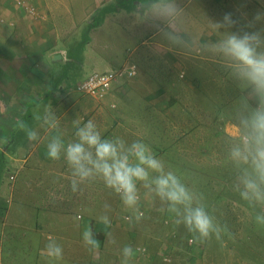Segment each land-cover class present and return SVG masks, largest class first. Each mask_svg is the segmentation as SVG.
<instances>
[{"label":"crops","instance_id":"0c3cea01","mask_svg":"<svg viewBox=\"0 0 264 264\" xmlns=\"http://www.w3.org/2000/svg\"><path fill=\"white\" fill-rule=\"evenodd\" d=\"M190 1L177 3L185 8ZM138 3L140 0H0V264H48L41 253L49 237L62 246L63 259L58 264H120L125 246L134 250L130 264H170L168 256L173 244L163 242L168 228L152 231L147 228L148 223H143L151 222L159 212L140 208L147 216L142 218L144 221H126L124 217L132 213L99 180L72 192L70 170L63 158L51 161L46 154L48 139L56 133L45 131L35 119L46 109L54 111L65 143L75 139L73 121L81 118L84 122L92 119L103 138L120 137L131 143L133 136H137L139 120H149L144 123L148 130L142 133H155L156 119L173 117L167 108L170 104L174 105L176 99L186 103L194 97L188 96V87L208 85L213 79L209 80L207 74L212 75L213 62L197 59L198 66L191 65L192 59L167 50L162 39L152 41L159 34L153 27L149 29L148 23L137 21L134 13ZM106 6L113 9L91 32L109 21L117 24L121 20L123 24L118 29L124 34L133 33V25L141 45L153 47L148 50L155 70L147 75L139 60L141 67L134 77L126 83L118 81L104 96H77L66 87V78H58L62 62H55L54 55L61 53L65 58L66 41L74 35L75 27L69 29L66 22L88 23ZM257 12H264V0H198L188 16L189 27L194 32L202 31L208 24L206 18L219 21L226 13H232L243 23V17L251 20ZM192 22L195 25L191 26ZM261 26L257 24V28ZM92 38L86 45L83 64L91 63L93 71L117 69L125 65L127 58L126 63L131 60V51L127 49L116 65L102 59L98 64L87 54ZM175 64L180 66L178 76L169 75L176 70L171 67ZM17 121L38 131L39 139L29 141ZM142 193L143 190L141 196ZM105 204L110 206V227L98 220L105 213ZM169 224L168 219L166 225ZM88 227L100 243L95 253L83 244L82 233ZM12 232H19V242H23L17 250L5 248Z\"/></svg>","mask_w":264,"mask_h":264},{"label":"clouds","instance_id":"9594fccd","mask_svg":"<svg viewBox=\"0 0 264 264\" xmlns=\"http://www.w3.org/2000/svg\"><path fill=\"white\" fill-rule=\"evenodd\" d=\"M134 15L138 22L157 31L167 50L215 63L233 85L236 94L223 114L231 129L224 137L226 163L233 172V190L254 210L256 225L264 226V12H257L251 20L243 17V23L232 13L219 21L205 17L207 27L198 32L190 29L187 12L177 0H140ZM257 24L262 26L257 28ZM35 119L42 129L56 133L48 139L46 154L51 161L63 158L70 170L72 192L99 180L132 213L124 219L138 222L144 217L140 210L143 190L145 198L159 201V211H167L175 225H183L191 243L204 244L214 238L221 247L226 246L223 237L231 238L232 234L207 211L203 194L187 186L143 141L103 138L92 119L84 122L81 118L73 121L75 139L65 143L54 111L46 109ZM17 123L29 141L39 139L38 131L23 121ZM108 211L110 206L105 204V213L98 217L106 227L111 223ZM82 239L88 251L99 250L91 227L84 230ZM41 254L48 264L63 259L62 246L52 237ZM133 255L131 246L123 247L120 264H130Z\"/></svg>","mask_w":264,"mask_h":264},{"label":"rangeland","instance_id":"374dc122","mask_svg":"<svg viewBox=\"0 0 264 264\" xmlns=\"http://www.w3.org/2000/svg\"><path fill=\"white\" fill-rule=\"evenodd\" d=\"M185 1L180 0L182 3ZM197 1L191 0L184 8L189 17L192 15L190 13H193ZM199 16L204 19V14ZM218 16L217 19H219ZM223 16V14L220 16L221 19ZM115 23L117 24L112 21L105 22L101 28L90 33V37L93 38L87 52L88 58L93 56L98 64L102 59L110 65H116L129 49L131 60L126 63L127 58L124 64L133 62L138 69L141 67L137 63L140 60L143 64L142 68L147 71L146 74L152 73L155 67L150 63L149 53L151 51L148 50L153 48L152 45H141L139 32L133 25L130 26L133 33L126 32L124 34L118 29L123 24L122 21ZM65 24L69 29L75 27L74 33H77L79 26H83V23L73 25L71 22H66ZM146 25L150 29L151 26ZM190 25L193 26L195 23L192 22ZM146 33L145 28L143 35L145 36ZM137 35L139 38H136ZM69 38L70 36L66 42ZM160 39L161 37L158 35L152 41L158 42ZM137 45L139 46L136 47ZM196 60L192 59L194 62L191 65L198 66ZM159 64L154 63V66ZM171 67L177 71H172L169 75L178 76L179 64ZM212 67V75L207 73L210 75L209 80L213 77L208 85L206 87L196 86L192 89L188 87V90H191L188 91V96L194 95V97H191L190 101L186 103H180L176 99L174 105L170 104L167 108L172 111L173 117L169 120L156 119L154 122L155 133H142L148 130L147 124L144 123L149 120H139L137 136H133L131 142L134 140L143 141L156 156L163 158L166 167L174 170L187 186L202 193L207 211L214 215L221 225H227L232 236L231 238L223 237L225 247H221L214 238L204 244L191 243L192 237L183 225H175L174 217L171 214L167 211H159L161 207L159 201L153 203L150 199L145 198L143 193L140 208L143 210L154 208V211L159 212L160 215L157 214L158 216L153 217L151 222L142 220L143 223H148L147 228L150 227L152 231L168 228L163 233V242L167 240L173 244L168 256L171 259L170 264H264V226L256 225L254 210L233 190V172L230 165L226 163L224 137L231 129L227 119L223 118V114L230 106L236 93L233 85L227 81L219 67L215 63L212 64ZM92 68L91 63L88 66L81 62L74 71L84 77L90 71L93 72ZM147 75L143 74L145 77ZM71 91L77 96H84L78 92L76 86ZM171 106L173 107L170 108ZM143 112L145 113V110ZM255 211H259V209ZM165 219L166 222L169 219V225H166ZM141 229L144 230L145 227L141 226ZM20 240L22 239H19V232H12V237L5 241L7 242L5 248L17 250L19 244L23 243L19 242ZM152 242L155 241L152 240ZM4 259L6 262L7 257L4 256ZM166 264H169L168 261Z\"/></svg>","mask_w":264,"mask_h":264},{"label":"trees","instance_id":"16d2710c","mask_svg":"<svg viewBox=\"0 0 264 264\" xmlns=\"http://www.w3.org/2000/svg\"><path fill=\"white\" fill-rule=\"evenodd\" d=\"M116 8L117 7H115L114 9ZM110 9H113V7H103L102 9H100L99 13H97L95 17L92 18L90 22L84 23L81 27L79 26V28H77L78 31L76 29V34L73 32L74 35L70 36L67 42L68 49L66 50L65 58L61 53H57L56 55H54L56 57V60H54L55 62H62L61 69L58 73V78H60V80L63 78L67 79V88L72 89L75 86L77 87L78 83L85 77H82L81 74L74 70L76 66L79 65V63H83L84 52L86 49V45L90 41L91 30L101 23L104 15L109 12Z\"/></svg>","mask_w":264,"mask_h":264},{"label":"built area","instance_id":"2783aa9c","mask_svg":"<svg viewBox=\"0 0 264 264\" xmlns=\"http://www.w3.org/2000/svg\"><path fill=\"white\" fill-rule=\"evenodd\" d=\"M137 72L135 63H129L116 70L93 71L85 76L77 85V90L91 97H102L107 94L118 81L126 83Z\"/></svg>","mask_w":264,"mask_h":264}]
</instances>
